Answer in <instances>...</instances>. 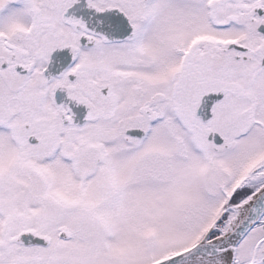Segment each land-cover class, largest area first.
<instances>
[{
    "label": "snow or ice",
    "instance_id": "1",
    "mask_svg": "<svg viewBox=\"0 0 264 264\" xmlns=\"http://www.w3.org/2000/svg\"><path fill=\"white\" fill-rule=\"evenodd\" d=\"M0 264H264V0H0Z\"/></svg>",
    "mask_w": 264,
    "mask_h": 264
},
{
    "label": "flooded vegetation",
    "instance_id": "2",
    "mask_svg": "<svg viewBox=\"0 0 264 264\" xmlns=\"http://www.w3.org/2000/svg\"><path fill=\"white\" fill-rule=\"evenodd\" d=\"M58 101H59V94H58Z\"/></svg>",
    "mask_w": 264,
    "mask_h": 264
}]
</instances>
